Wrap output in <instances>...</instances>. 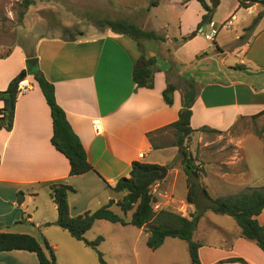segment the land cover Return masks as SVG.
<instances>
[{"label":"crops","instance_id":"1","mask_svg":"<svg viewBox=\"0 0 264 264\" xmlns=\"http://www.w3.org/2000/svg\"><path fill=\"white\" fill-rule=\"evenodd\" d=\"M150 1L117 9L136 12L138 23H135L139 27L156 31L151 25L152 18L144 13ZM206 1L214 5L211 0ZM174 2L182 5L176 14L180 26L175 34H170L166 26L161 33L156 31L165 35L163 42L145 41L140 48L130 36L106 29L74 40L41 38L32 55L22 45H16L8 57L0 58L6 59L0 61V91L6 90L26 70L28 58H38L40 70L54 84L57 102L94 168L83 175H70L69 160L52 144L50 107L38 82L28 73L32 89L18 96L13 129L0 130V232L29 234L42 244L45 239L57 257L64 240L74 244L68 232L55 225L57 205L49 186L65 183L76 190L69 197L70 212L75 217L96 211L111 199L118 200L111 188L130 176L134 162L168 167L166 176L153 186L159 191L157 200L166 202V206L183 202L191 218L196 206L187 200V176L178 159L182 150L172 145L154 149L148 137L150 132L178 120L183 91L191 79L198 88L191 117V126L197 130L194 134L208 132L200 131L204 127L218 131L209 133L232 134L235 151L231 160L205 161L202 185L212 198H226L250 188L264 187V16L255 28L247 29L264 6L256 3L247 8L250 17L242 21L238 0H219L212 23L218 34L210 40L214 43L212 46L199 35L191 36L206 13L201 3L197 0ZM228 3H231L229 11L216 19L217 10ZM159 5L154 0L150 7L154 10ZM230 20L231 25H226ZM198 32H207V29L201 28ZM144 55L157 58L153 88H137L133 81L134 67ZM12 57L18 61L9 63ZM213 62L216 66L212 68ZM204 73L212 77H200ZM168 83L177 86L172 105L163 96ZM94 120H101V133H96ZM244 120L251 121L253 126L246 132ZM173 138L171 131L157 135V141L166 144H171ZM140 154L144 157L140 158ZM252 154H257L258 160L253 161ZM20 192L24 198L19 205ZM198 201L203 202L201 195ZM210 212L203 215L194 233L201 244L202 264H264L263 251L241 236L235 220V224L225 227L222 220H211ZM256 218L264 225V211ZM103 221L106 220L96 221L86 234L95 236L100 229L108 227ZM236 258L244 259L245 263L230 261ZM0 263L40 264L35 253L24 250L0 252Z\"/></svg>","mask_w":264,"mask_h":264},{"label":"trees","instance_id":"2","mask_svg":"<svg viewBox=\"0 0 264 264\" xmlns=\"http://www.w3.org/2000/svg\"><path fill=\"white\" fill-rule=\"evenodd\" d=\"M197 1L201 3L206 13L203 15L197 30L191 34L192 37L197 34L199 29L213 23L215 12L212 5L208 4L206 0ZM214 1L211 0L212 3ZM238 1L240 7L246 9L256 3L264 6V0ZM35 2L36 0H22L20 5L28 9ZM263 16L264 10L258 13L247 29L252 30L255 28ZM93 23L95 26L104 30L109 29L115 34L130 36L137 42L140 48H143L142 42L145 41L159 40L163 42L166 40L165 37L156 31L144 30L128 19L97 17L93 19ZM186 39L184 38V40ZM11 52L12 50L0 58L8 57ZM28 57L32 56L28 55ZM156 66L157 58H146L145 55L135 65L132 77L137 88L154 87ZM27 71L38 82L50 107L54 130L52 144L69 160L70 175L79 176L93 171L94 168L88 161L86 150L80 138L69 123L65 111L57 102L54 84L46 78L38 65L27 68ZM21 80L22 77L20 74L10 82L6 90L0 91V101L3 102V107L0 109V130L5 129L11 131L13 129L16 103L19 96L18 84ZM176 90V85L168 83L163 92L164 99L168 105L173 104V96ZM197 95L198 88L195 81L191 79L183 91L182 108L179 112L178 120L165 128L148 134L154 149L164 148L169 145L184 147L178 159L181 160V164L189 177L187 200L196 206V212L191 215V218L184 217L172 211L160 210L158 212L154 210L153 202L157 201V197L152 194V188L161 181L160 177L163 168V166L158 164L134 162L130 176L120 179L111 188L112 192L118 197V200L111 199L98 210L87 211L75 217L70 212L69 197L71 194L76 193V190L65 183H54L49 186L51 197L57 205L58 216L55 225L66 230L72 238L82 241L88 247L95 249L101 264H107L102 253L97 249L104 238L99 236L96 240L89 241L85 236L98 220L119 223L123 226L132 225L140 229H148L147 246L153 251L162 247L169 237L185 240L189 245L192 264H202L199 256L201 244L194 239V233L200 219L208 211L231 216L241 229V236L254 242L264 253V225L260 224L256 218L264 211V187L250 188L247 191L226 198H212L202 183L197 181L203 179L206 172L205 170L200 171L194 165V158L188 152L189 148L187 144L192 135L197 131L191 126L192 108ZM166 131L173 133L174 138L171 144L157 141V135ZM200 131L218 132L206 127L200 129ZM200 195L202 196L203 202L198 201ZM23 198L24 193L20 192L18 194L19 205L22 204ZM113 206L118 207L120 213L115 211ZM129 214L131 215L128 218L127 216ZM13 250H24L35 253L40 264H58L55 250L47 240L43 239L42 244L36 237L29 234L0 232V252ZM230 261L245 263V260L241 258L231 259Z\"/></svg>","mask_w":264,"mask_h":264},{"label":"rangeland","instance_id":"3","mask_svg":"<svg viewBox=\"0 0 264 264\" xmlns=\"http://www.w3.org/2000/svg\"><path fill=\"white\" fill-rule=\"evenodd\" d=\"M143 1L36 0L35 4L25 9L20 5L22 0H0V57L7 55L16 45H22L32 55L37 41L41 38L70 40L89 35L95 31L101 32L104 29L95 26L93 23V19L97 17L123 18L138 23L136 12H127L126 10H118L117 8L123 7L126 4L129 6L131 4L130 7L132 8L138 5V2L143 3ZM155 1L160 3L157 8L153 10L150 7L153 6L152 3L154 2V0H151L149 8L144 10L145 15L152 18L151 25L153 28L161 33V30L166 26L170 34L178 32L180 24L176 14L182 5L175 3L174 0ZM212 7L214 8L213 4ZM230 8L231 3H228L226 6L223 5V7L217 10V15L215 14L216 19L224 17ZM214 11L216 13V10ZM247 12L246 8H242L240 11L242 21L249 19L250 15ZM204 29H207V32H197L196 35H199L206 44L210 43L213 46V41L206 38V34L211 32V28H208L207 25ZM162 36L164 37L165 35ZM0 61H6V59H0ZM16 61H18L16 57H12L8 62L13 63ZM212 64L210 67L216 66L215 62ZM26 66L28 68L27 60ZM195 72L196 70L193 71V73ZM200 77L211 78L212 75L204 73ZM242 124L244 132H246L247 128H253L251 121L244 120ZM231 136L232 134L209 132L193 134L187 144L189 148L188 152L194 158V165L201 171L205 170L203 165L205 161L214 162L218 159H220L219 161L221 159L231 160L232 155L235 154L231 143ZM252 156L253 161L256 158L258 160L257 154H252ZM182 170L185 172L184 167ZM185 175L187 176L188 183L189 177L187 173ZM197 181L202 183V179ZM158 201L163 210H174L172 212H176L177 214L181 210L188 215V207L183 202L172 203L170 206H166V202L159 199ZM114 209L120 213L119 209L116 207ZM130 215L127 217L129 218ZM209 216L211 220L217 218L222 220L223 222L221 223L225 227H229L232 223L235 224L234 219L229 215H217L214 212H210ZM102 224L108 227L100 229L95 236H92L91 233L86 234V238L89 241H94L99 236L104 237V240L97 249L102 253L107 264H192L189 245L185 240L169 237L162 247L153 251L147 246L148 229L141 230L132 225L123 226L109 221H103ZM67 234L74 245H69L65 240L60 244L59 254L57 255L59 264H101L95 249L86 246L84 242L75 241L69 233ZM194 239H196L195 234ZM83 248H85V251ZM68 256H70L71 261Z\"/></svg>","mask_w":264,"mask_h":264},{"label":"built area","instance_id":"4","mask_svg":"<svg viewBox=\"0 0 264 264\" xmlns=\"http://www.w3.org/2000/svg\"><path fill=\"white\" fill-rule=\"evenodd\" d=\"M231 23H232V21L230 20L228 22V25H231ZM210 28H211V32L206 34V38L209 39V40H214V38L218 34V29L216 28V26L214 24H211ZM31 89H32V83L29 81L28 76H26L18 84V95L26 94ZM93 125H94L96 133H101L103 131V126H102L101 120H94ZM139 157L143 158L144 154H140ZM152 194L155 195V196L157 194V190L154 187L152 188ZM160 205L161 204L159 203L158 200L153 202L154 210L155 211L163 210V208ZM178 213L181 214L184 217H187V215L184 213V211L180 210Z\"/></svg>","mask_w":264,"mask_h":264},{"label":"water","instance_id":"5","mask_svg":"<svg viewBox=\"0 0 264 264\" xmlns=\"http://www.w3.org/2000/svg\"><path fill=\"white\" fill-rule=\"evenodd\" d=\"M218 1L219 0H215L214 1V5H213L214 8L217 7ZM27 65H28V68L36 67L38 65V58L37 57L36 58H28L27 59ZM26 76H28L27 69L21 73L22 79L25 78ZM180 150L183 151L184 150V147H180ZM166 173H167V168L166 167H163L162 168V175H161L160 179H163L166 176Z\"/></svg>","mask_w":264,"mask_h":264}]
</instances>
